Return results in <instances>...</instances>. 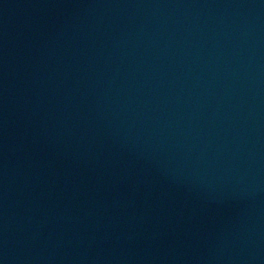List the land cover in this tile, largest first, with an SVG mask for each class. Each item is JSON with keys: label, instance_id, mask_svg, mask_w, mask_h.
<instances>
[{"label": "water", "instance_id": "water-1", "mask_svg": "<svg viewBox=\"0 0 264 264\" xmlns=\"http://www.w3.org/2000/svg\"><path fill=\"white\" fill-rule=\"evenodd\" d=\"M0 264H264V0H0Z\"/></svg>", "mask_w": 264, "mask_h": 264}]
</instances>
